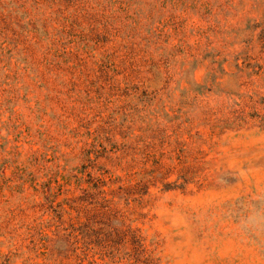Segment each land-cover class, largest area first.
Masks as SVG:
<instances>
[{
	"label": "rangeland",
	"instance_id": "rangeland-1",
	"mask_svg": "<svg viewBox=\"0 0 264 264\" xmlns=\"http://www.w3.org/2000/svg\"><path fill=\"white\" fill-rule=\"evenodd\" d=\"M0 264H264V0H0Z\"/></svg>",
	"mask_w": 264,
	"mask_h": 264
}]
</instances>
